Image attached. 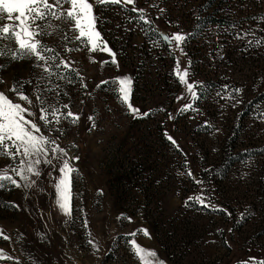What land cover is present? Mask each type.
I'll return each mask as SVG.
<instances>
[{
    "label": "rangeland",
    "instance_id": "374dc122",
    "mask_svg": "<svg viewBox=\"0 0 264 264\" xmlns=\"http://www.w3.org/2000/svg\"><path fill=\"white\" fill-rule=\"evenodd\" d=\"M162 1L136 0V7L144 9L145 15L153 20L154 25L162 32L169 35L178 31L186 34L181 27L166 21V11L159 12L160 8L168 9V3ZM128 7L131 8L132 5ZM100 15L105 22L99 26V30L109 47L117 53L119 71L110 63L100 64L101 60L110 61L107 53L90 54L87 49L64 53L63 45L57 36L47 38L45 41L49 46L59 50L66 59L75 62L73 67L79 71L88 84V91L91 92V96L85 95V90L76 83L65 85L69 96H61L62 103L71 101V110L82 116L81 122L76 125L66 122L63 124L65 134L61 137L60 143L62 147L69 149L70 157H79L78 161H72L80 173L79 178L74 181V193L77 195L73 205L76 209H84V212L75 211V222L64 224L66 217L55 204L54 190L47 176L39 182L43 185V192L37 189L0 190V230L3 235L10 237L9 240H4L0 236V250L18 258L21 264H30V256L38 264H122L123 248L115 245L118 237L137 228H143L148 230L151 238L138 234L137 242L145 248L154 249L165 264H237L248 260L249 257L264 260V240L254 245L247 238L249 236L247 232L257 227V220L246 224V228L242 230L245 232L242 234L240 230H235L238 222L233 223L209 210L185 207L187 198L199 194L201 187L205 189V195L210 197L212 204L222 207L225 199L220 194L216 195L214 187L206 183L195 186L183 183L181 176L177 175L179 158L168 151V148L159 145L155 153L151 154L152 150L146 146L148 143L153 144L151 140L157 137L159 125H162L164 131L177 141L180 149L186 154L188 166L195 176H200L203 165L215 162L218 144L224 137L223 130L219 129L209 134L193 131V127L204 120L200 114L178 112L183 104L192 102L186 88L176 81L178 88L175 91L173 84L153 90L150 82L156 84L158 72L154 73L152 71L156 69H150L151 72L142 73L139 93L137 97L132 95L131 102L142 113L148 115L151 112L155 113L151 119L145 118L148 115L134 119L112 93L113 85L96 87L102 80L125 75L130 76L134 84L135 69L131 63L123 61L121 50L115 44L128 43L127 47L133 50V47H139L146 41L144 33L140 31L141 26L134 20L129 23L127 19L136 16L137 13L114 6L106 11L101 9ZM63 27L67 30L69 25ZM256 27L259 30L264 26L263 23H259ZM258 50L261 53L260 61L227 67L229 75L225 77L229 79L225 80L229 81L226 84L233 81L239 87L242 86V93L245 94L252 93L251 89L264 88V46ZM175 55L180 59L182 70L188 66L187 55H181L178 50L175 51ZM0 63L5 61L0 60ZM174 67L175 60L173 72ZM32 71L30 61L12 62L0 73L6 81L0 84V90L11 87L14 79L28 78ZM189 71L191 72L190 69ZM192 81L198 80L191 75L190 82ZM7 94L15 99L14 94ZM181 94L187 99L178 102L176 98ZM81 100H84L83 104ZM225 102H220V106H227L228 102ZM260 112H264V101L257 104L253 113L245 120V133L241 141L256 131L264 135V119L259 117ZM169 113L175 116L174 120H169ZM89 115L94 117L97 125L91 131H89L91 122L86 119ZM248 129L251 130L247 131ZM73 144L77 147H71ZM118 148H121L123 156L128 153L131 159L140 158V162L144 164L138 163L139 169L136 168L132 177L116 175L126 184L123 185L124 189H127L125 192L120 188H114L112 184L114 180L118 185V181L121 180L112 176L110 167V163L117 165L116 161L119 158L115 155ZM131 162L132 160H126L124 168H128L127 163ZM9 163L10 160L0 158V168ZM124 168H121V171ZM116 169L115 166L113 171ZM263 171L264 155L263 158L258 156L249 163L237 165L233 171L228 189L230 192L226 197H229L232 205L237 207L239 214H243L249 206L246 204V196L250 195L249 204L255 203L253 200L261 199L257 191L247 192V187L250 184L256 189L264 178ZM139 191L155 195L156 205L149 204L144 194ZM6 204L19 207H5ZM85 217L89 228L100 242L99 252L93 253L91 247L86 245L87 235L83 227ZM124 217H131L132 222L129 223L123 219ZM157 221H161L158 228L162 226V231L156 229ZM229 229L232 231L229 232ZM218 230L224 231L229 246L224 245L217 233ZM42 236L46 238L42 239ZM113 250L115 257H109L108 254ZM0 264L15 262L4 260L0 261Z\"/></svg>",
    "mask_w": 264,
    "mask_h": 264
},
{
    "label": "snow or ice",
    "instance_id": "6c2138e0",
    "mask_svg": "<svg viewBox=\"0 0 264 264\" xmlns=\"http://www.w3.org/2000/svg\"><path fill=\"white\" fill-rule=\"evenodd\" d=\"M129 5L132 7L129 8ZM114 6H120L124 11L137 13L134 17H128V22L131 23L134 20L137 25L141 26L140 31L151 40V46L158 47L160 40L168 46L169 54L175 60L173 74L178 83L186 88L192 101L183 104L178 112L199 114V109L195 105L203 98L210 86L203 82H190L191 60L182 70L180 59L175 55L176 50L181 55H187L185 46L195 38L196 33L185 34L178 31L169 35L161 32L154 25V21L145 15V10L136 7V0H0V60L5 61V63H0V73L5 71L12 62L30 61L33 69L28 78L14 79L11 87L0 90V158L11 161L0 168V190L37 189L43 192V185L39 182L47 176L54 190L55 204L61 214L66 217L63 222L66 225L75 222V211L84 212V209H76L73 205V200L77 195L74 193V181L79 178L80 173L72 161H78L79 157H70L69 149L61 146L60 139L65 134L63 124L66 122L76 125L81 122L82 116L71 110V101L62 103L61 96H69L65 85L76 83H79L80 87L85 90V95L91 96V92L88 91V84L79 71L73 67L75 62L66 59L59 50L49 46L45 41L47 38L57 36L63 45L64 53L77 52L82 49H87L90 54L107 53L111 58L110 61L101 60L100 64L110 63L115 65L119 71L117 53L109 47L107 40L99 30V26L105 22L103 16L100 15V10L106 11ZM165 11L164 8L159 9L160 13ZM252 19L264 22V17H252ZM63 25H69L67 30ZM126 30L131 31V29ZM256 31L250 29L247 32L238 33L236 38L246 39L251 36L252 38L247 40L246 47H262L264 36H257ZM259 31H264V29H259ZM154 36H156L155 39H153ZM69 45L76 46L70 47ZM4 83L6 81L3 76H0V84ZM108 84L114 86L112 93L134 119L148 115L134 107L131 102L133 79L130 76H117L102 80L96 87ZM242 92L241 88L229 90V85L225 84L216 95L220 99L233 101L231 106L235 108L237 104L242 103L237 99ZM7 93L14 94L15 99L10 98ZM176 99L179 102L186 100L187 97L181 94ZM80 102L83 104L84 100ZM258 115L264 119V112ZM168 118L174 120L175 116L169 113ZM86 119L91 122L89 131L97 127L93 116L89 115ZM204 124L212 127L208 121ZM164 135L176 150L182 152L177 141L167 131ZM71 147H77V145L73 144ZM184 169L185 171H178L177 175H187L195 183L204 184V181L194 175L187 160H185ZM5 207H19V205L6 204ZM185 207H199L212 212L220 211L229 217L232 216L227 209H221L212 204L210 197L205 195L203 187L199 194L187 198ZM123 219L128 220L129 223L132 222L131 217ZM240 219H247V217L241 214ZM83 227L86 229V245L91 247L93 253L99 252L100 242L89 228L86 217ZM228 231L231 232L232 229ZM218 232L222 234V230ZM138 234L151 238L148 230L143 228H137L126 233L125 236L131 237L126 240V244L140 264H165L154 249L145 248L137 242ZM0 236L4 240L10 239L8 235H3L2 230H0ZM41 238L45 239L46 236ZM225 243H228L227 240ZM4 260L21 264L18 258L0 250V261ZM29 261L30 264H38L31 256ZM240 264H264V260L249 257Z\"/></svg>",
    "mask_w": 264,
    "mask_h": 264
},
{
    "label": "trees",
    "instance_id": "16d2710c",
    "mask_svg": "<svg viewBox=\"0 0 264 264\" xmlns=\"http://www.w3.org/2000/svg\"><path fill=\"white\" fill-rule=\"evenodd\" d=\"M162 2L168 3L166 21L169 24L181 27L185 30L186 34L196 33L195 38L191 39L186 44L185 52L187 53L188 61L191 60L192 62L190 70L192 76L198 80L196 82H203L210 86L209 90L204 93L203 98L196 103L195 107L199 109L200 117L204 121H208L212 127L205 126L204 121H201L199 125L193 127V131L209 134L217 131V129H222L224 134L223 139L218 144L215 162L211 165H203L199 178L208 186H213L216 195L220 194L221 197L225 199L222 207L219 208L227 209L232 213V216L229 217L226 213L220 211L215 213L233 223L238 222L239 225L238 227L236 225L235 230H240L243 234L245 231L242 230L244 227L246 228V224L252 220H257V227L247 232L249 234L247 238L254 245H257L259 241L262 242L264 240V178H262L256 189L250 184L247 187V192L257 191V193L261 195L260 200L252 201L255 202L253 204L248 203L250 195L246 196V198L244 197L247 201L246 204L249 205L243 213L247 219H240L241 214L238 213L237 207L232 205L229 197L226 196L230 192L228 190L229 184L232 173L237 168V165L249 163L258 156L263 158V133H258L256 131L255 134L251 133L248 135L246 140L241 141L240 139L245 133V120L253 113L255 106L264 101V88H255L256 90L251 89L252 93H241L237 96V99L241 100L242 103L237 104L235 108L231 106L233 101L220 99L216 93L217 91H221L222 86L229 81L225 80V78L229 79V77H225L229 75L228 66H240L246 65L252 61H260L261 53L258 52L259 48L246 47L247 40L252 37L249 36L246 39H237L236 35L238 33L247 32L250 29L257 30L256 35H264V31H259L258 27H256V24L259 23H263L264 26V22H258L252 19V17H264V0H163ZM197 17H199V19H197ZM233 25H235V27H233ZM262 29H264V27H262ZM155 38L156 36L153 37V39ZM115 45L121 50L123 61L125 63H131L135 69L133 84L134 97H137L140 90V75L150 71V69H156V71L152 72H158L159 76L156 84L154 82L153 85L150 82V86L153 90L165 88L168 87V85L172 86V84L174 86V91L178 88V83H176L177 79L173 74L172 68L174 58L169 54L168 46H166L162 40H160L158 47H153L151 46V40L146 38L145 43L139 47H133V50L127 47L128 43L124 45L116 43ZM175 84H177V86ZM227 85H229V90H231V88L242 89V86L239 87V85L235 84L233 81ZM222 101H226L225 103L228 102V105L225 106V104V107H222V105L220 106V102ZM153 113L155 112H151L145 118H154ZM246 127L249 128V126ZM249 130L251 129L247 131ZM164 133L163 126L159 125L157 137L151 140L153 144L148 145V143L146 145L147 148H150L152 150L150 153L153 154L159 145L165 146L168 148V151H171L176 155L175 157L179 158V171H185L184 164L185 160H187V156L183 151L176 150L166 139ZM136 146H138V144H136ZM116 152L115 156H117L119 160L116 161L117 165L110 163L113 173L112 176L115 177L117 174H121L122 176L132 177L131 175H133L136 168L137 170L139 169L138 163H141V159L134 157L131 159L128 153L123 156L121 148H118ZM120 156L127 158L121 159ZM126 160H132L130 164L127 163L129 169L124 168ZM115 166L117 169L113 171ZM121 168L124 169L121 171ZM116 178L118 180L121 179L117 176L115 179ZM181 179L183 183H191L194 186L197 184L187 175L181 176ZM135 181L136 180H134V184H136ZM112 184L114 188H120L122 192L127 190L124 189L123 185L126 184L122 179L118 181V185H116L114 180ZM143 191L139 192L143 193ZM143 194L149 204L154 203L156 205L157 198L155 195L152 193ZM148 203L146 205H148ZM160 222L161 221H157L155 226L156 229L162 231V226L158 228ZM217 233L224 245L229 246L228 243H225L227 238L224 231L222 230V234L218 231ZM129 239H131V237L120 235L115 243L116 247L121 246L123 248L124 260L122 264H140L138 259L131 253L130 247L126 244V240ZM108 256L115 257V250L111 251Z\"/></svg>",
    "mask_w": 264,
    "mask_h": 264
}]
</instances>
